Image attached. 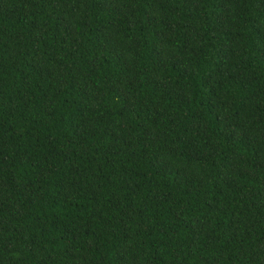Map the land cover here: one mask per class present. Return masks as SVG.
<instances>
[{
	"label": "trees",
	"instance_id": "1",
	"mask_svg": "<svg viewBox=\"0 0 264 264\" xmlns=\"http://www.w3.org/2000/svg\"><path fill=\"white\" fill-rule=\"evenodd\" d=\"M0 264H264V0H0Z\"/></svg>",
	"mask_w": 264,
	"mask_h": 264
}]
</instances>
